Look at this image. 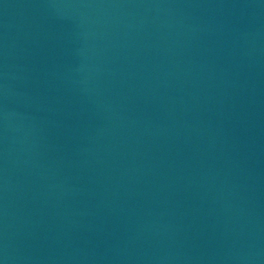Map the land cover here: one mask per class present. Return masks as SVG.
<instances>
[{
    "label": "water",
    "instance_id": "water-1",
    "mask_svg": "<svg viewBox=\"0 0 264 264\" xmlns=\"http://www.w3.org/2000/svg\"><path fill=\"white\" fill-rule=\"evenodd\" d=\"M0 264H264V0H0Z\"/></svg>",
    "mask_w": 264,
    "mask_h": 264
}]
</instances>
